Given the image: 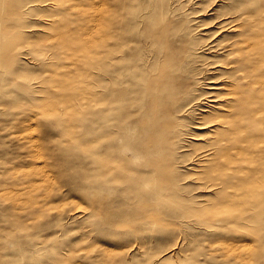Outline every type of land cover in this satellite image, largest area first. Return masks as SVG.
<instances>
[{"label":"bare ground","instance_id":"1","mask_svg":"<svg viewBox=\"0 0 264 264\" xmlns=\"http://www.w3.org/2000/svg\"><path fill=\"white\" fill-rule=\"evenodd\" d=\"M24 1L14 0L11 15L16 23L12 27H24L20 16L39 7ZM241 1L235 0L237 8ZM44 2L46 7L62 10L59 14L64 23L39 45L40 51L48 49L53 54L47 61L37 62L50 67L44 81L52 93L38 108L46 117L68 116L81 128V116L93 113L95 103L99 105V146L86 149L92 126L83 136L82 153L88 150L101 161V213L130 203L145 205L149 223L157 224L165 220L160 209L174 205L175 214L199 225L215 229L243 226L251 240L221 243V249L246 263L260 248L259 242L264 244V28L253 27L238 11L229 13L221 17L214 31L202 29L205 32L201 35L208 37L205 41L192 42L190 49L180 53L170 46V29L162 27V22L172 8L178 12L194 0H174L166 10L162 0L163 15L148 8L139 17L145 27L132 31L134 40L125 37L124 27L118 24L127 8L123 0ZM54 21L51 18L48 23L53 25ZM8 32L15 38L11 44L16 45V55L11 62L17 66L23 55L18 50L23 44L21 30ZM184 34L195 39L188 27H184ZM221 56L226 58L210 60ZM180 74L188 87L178 83ZM39 85L37 82L36 87ZM97 85L102 93L92 91ZM120 87L124 93L113 96ZM181 97L187 101L179 103ZM123 108L126 112L121 114ZM182 111L193 115L194 121L182 123L178 119ZM36 119L37 112H33L30 121ZM112 134L115 139L111 141ZM24 136L32 141V162L11 172V184L0 189L1 201L13 207L19 218L53 204L50 197L57 184L39 131L34 129ZM192 144L201 148L186 167L203 168L217 177L203 187L215 194L214 204L206 209L193 206L196 195L186 200L177 194L181 184L176 174L182 168L178 159ZM124 150H129L133 160L124 156ZM118 182L119 188L110 189ZM94 186L86 180L89 194ZM134 191L139 196H133ZM155 199L159 205L154 206V212L149 211ZM63 205L56 207L64 210ZM76 210L74 214L82 217L90 214L86 209ZM255 238H260L258 243ZM179 246L177 243L176 248Z\"/></svg>","mask_w":264,"mask_h":264},{"label":"rangeland","instance_id":"2","mask_svg":"<svg viewBox=\"0 0 264 264\" xmlns=\"http://www.w3.org/2000/svg\"><path fill=\"white\" fill-rule=\"evenodd\" d=\"M27 1H33L39 7L20 16L24 27H12L16 23L11 15L15 2L0 0V189L11 184V172L21 171L32 162V141L24 135L34 129L41 135L40 140L57 184L50 197V202H53L51 207L47 205L30 213L33 215L21 216L22 219L13 207L0 198V264H65L67 261L73 264H264V244L261 245L260 238H255L260 248L246 259V263L239 262L234 255L227 256L221 249V243H248L251 240L243 226L239 228L232 224L230 229H215L199 225L189 221L186 216L175 214L172 210L174 205L164 209L159 207L165 220L157 224L149 223L150 215L144 213L145 205L130 203L128 207L116 206L107 214L101 213V161L88 150L82 153L83 136L92 126L91 137L87 135L91 142L86 149L99 146L100 133L96 125L100 119L99 105L95 103L93 113L81 116V128L68 116L46 117L40 114L38 107L52 93L47 90L44 81L50 67L37 62L47 61L53 53L48 49L40 51L39 45L55 27H61L64 19L59 14L62 10L57 6L46 7L44 0L24 2ZM123 1L127 8L122 10L118 24L124 27L122 34L125 37H131L135 27H145L139 17L148 8H154L156 13L163 15L160 11L162 0ZM173 1L164 0L163 10L170 9ZM195 1L198 2L194 0V4L190 3L178 12L172 11V8L168 11L170 15L162 22V27L170 29V46L180 53L190 49L192 42L200 44L205 41L208 37L201 35L205 32L202 29L207 27L214 31L221 17L229 13L238 11L252 22L253 27L264 28V0H243L238 8L235 0H199L197 4ZM51 18L55 19L53 25L48 23ZM184 27L195 33V39L185 36ZM14 28L21 30L20 39L23 41L18 48L19 52H23L20 55L21 64L17 66L11 62L16 55V45L11 44L15 38L10 37L8 32ZM225 58L221 56L210 60L222 61ZM204 73L205 77L209 76L206 71ZM180 75L182 79L178 83L189 86ZM37 82L40 85L36 87ZM92 91L102 93L103 90L97 85ZM114 91L113 96L121 94V91L124 93L123 87ZM183 102L181 97L179 103ZM30 108L37 112L34 121H30L33 113ZM125 112L123 108L121 114ZM178 117L184 124L194 121L193 115L183 111L178 113ZM114 136L111 135V141L115 139ZM122 142L124 146L125 142ZM200 148L198 144H192L178 159L182 168L176 174L181 184L177 194L180 193L186 200L196 195L193 206L206 209L214 204L215 194L203 187L214 183L212 178L216 176L206 173L203 168L186 167V164L194 161V155ZM124 156L133 160L129 150H124ZM82 164L86 167H82ZM86 180L90 181V186L96 185L90 194ZM119 184H112L110 189L119 188ZM135 192L133 196H139ZM61 204H64V210L56 207ZM152 204L149 211L154 212V206L159 205L158 200L155 199ZM77 208L86 209L90 214L85 217L74 214ZM250 225V222L246 223V227ZM261 236L264 237V234ZM177 243H180L178 249Z\"/></svg>","mask_w":264,"mask_h":264}]
</instances>
